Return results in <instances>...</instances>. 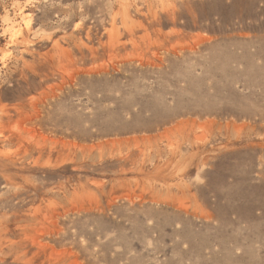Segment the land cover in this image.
Here are the masks:
<instances>
[{
  "label": "rangeland",
  "instance_id": "rangeland-1",
  "mask_svg": "<svg viewBox=\"0 0 264 264\" xmlns=\"http://www.w3.org/2000/svg\"><path fill=\"white\" fill-rule=\"evenodd\" d=\"M0 264H264V0H0Z\"/></svg>",
  "mask_w": 264,
  "mask_h": 264
},
{
  "label": "bare ground",
  "instance_id": "bare-ground-1",
  "mask_svg": "<svg viewBox=\"0 0 264 264\" xmlns=\"http://www.w3.org/2000/svg\"><path fill=\"white\" fill-rule=\"evenodd\" d=\"M8 15H9V14H7V18H6V20H9ZM9 31L11 32V37H10V38H11V41L13 42V41H15V40H18V39H17L16 31H15V33H14V32H13L14 30H13L12 28H11V30H9ZM132 58H133V57H132ZM31 67H32V66H31ZM31 67H30V68H31ZM188 89H189V88H188ZM205 111H206V110H205ZM213 112H214V111H213ZM191 113H192V112H191ZM205 113H206V112H205ZM198 114H199V112H198ZM220 114H221V113H220ZM245 114H246V113H245ZM182 115H183V114H182ZM187 115H188V114H187ZM199 115H200V114H199ZM205 115H206V114H204L203 117H204ZM207 115H208V113H207ZM189 116H190V115H189ZM195 116H196V115H195ZM217 116H219V115H217ZM179 117H180V115H179ZM179 117H178V118H179ZM222 117H223V116H222ZM189 119H191V118H189ZM175 120H176V119H175ZM207 120H208V119H207ZM172 121H173V120H172ZM186 121H187V120H186ZM170 123H171V122H170ZM183 123L186 124V126L188 125V122H186V123L183 122ZM191 123H192V121H191L189 124L192 125ZM235 123H236V122H235ZM178 124H179V123H178ZM181 124H182V123H181ZM181 124H180V126L183 125V124H182V125H181ZM229 125H230V124H229ZM171 126H172V124H171ZM175 127H176V126H175ZM182 127H183V126H182ZM184 127H185V125H184ZM184 127H183V128H184ZM235 127H236V126H235ZM171 128H172V127H171ZM183 128H182V129H183ZM193 128H194V126H193ZM168 129H169V128H168ZM174 129H175V128H174ZM174 129H173V130H174ZM179 129H180V127H179ZM189 129H190V127H189ZM150 130H151V129H150ZM183 130H184V129H183ZM186 130H187V129H186ZM193 130H194V129H193ZM175 131H176V130H175ZM173 132H174V131H173ZM160 133H161V132H160ZM165 133H166V132H165ZM169 133H170V132H169ZM162 134H163V135H162V137H163V136H164V133H162ZM170 134H171V133H170ZM194 135H195V134H194ZM196 135H197V134H196ZM187 136H188V135H187ZM192 136H193V135H192ZM154 137H155V136H154ZM162 137H161V138H162ZM194 137H195V136H194ZM157 138H158V137H157ZM161 138H160V139H161ZM153 139H154V138H153ZM155 139H156V138H155Z\"/></svg>",
  "mask_w": 264,
  "mask_h": 264
}]
</instances>
